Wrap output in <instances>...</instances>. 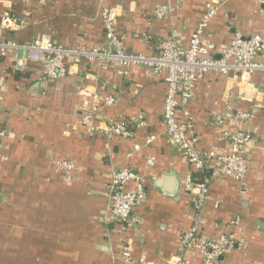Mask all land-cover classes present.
Listing matches in <instances>:
<instances>
[{
  "label": "crops",
  "instance_id": "1",
  "mask_svg": "<svg viewBox=\"0 0 264 264\" xmlns=\"http://www.w3.org/2000/svg\"><path fill=\"white\" fill-rule=\"evenodd\" d=\"M210 0H103L115 15V31L127 54L152 55L161 39L181 46L207 12ZM202 41L228 46L238 33L264 36L259 0H216ZM100 0H0V40L30 43L42 38L57 46L111 49ZM169 8L163 19L154 11ZM4 20V18H6ZM257 61H264V53ZM66 75L45 80L39 63L20 52L0 58V264H172L183 255L203 264L196 250L181 252V235L195 221L192 196L183 192L186 160L170 145L161 121L164 76L149 77L142 66L126 76L114 63L74 57ZM113 96L115 103L102 100ZM91 125L81 118L90 108ZM188 113L200 151L228 150L223 131L247 130L255 143L247 149L243 188L212 176L201 211L199 234L217 239L235 217V240L243 246L215 264H264V71L241 79L210 73L199 80L192 98L179 108ZM235 111L255 112L236 121ZM224 123L217 125L218 118ZM125 120L130 136H110L111 122ZM69 161L68 172L56 168ZM127 169L141 178L146 200L129 223L109 220L108 183L114 171ZM208 175H210L208 173ZM135 189L128 182L123 190ZM130 253L125 262L122 253Z\"/></svg>",
  "mask_w": 264,
  "mask_h": 264
},
{
  "label": "built area",
  "instance_id": "2",
  "mask_svg": "<svg viewBox=\"0 0 264 264\" xmlns=\"http://www.w3.org/2000/svg\"><path fill=\"white\" fill-rule=\"evenodd\" d=\"M44 1L41 0V2ZM100 1L103 5V0ZM259 5L264 14V0H259ZM218 8L219 4L216 0L208 2L207 12L190 35L187 46H181L173 37L161 39L157 43L156 52L149 56L124 52L122 39L115 31V15L104 5L102 18L105 25V36L111 44L110 50L65 48L53 44L46 38L26 44L0 40V58L11 57L20 52L26 61L41 64L42 76L48 81L63 78L66 75L65 61L74 57L85 58L89 61L96 60L102 65L114 63L117 66L116 72L120 76H126L132 66L144 67L149 77L164 76L166 89L161 121L169 144L177 148L187 162L189 170L182 182V189L184 193L192 196L195 213L194 224L183 232L179 246L183 254L187 250H196L202 257L203 264H215L217 259L226 252L244 245L242 240H238L237 243L235 233L232 232L234 227L237 228L241 224L239 217L231 220L228 230L217 239L201 237L199 224L201 223V211L209 197L212 176L229 179L239 187H244L248 169L246 152L256 140L247 130H236L231 133L223 131L228 150L219 154L215 150L200 151L197 147L198 138L193 134L188 121V113L183 111L182 120L178 119L177 113L184 102L192 98L197 82L210 73L223 76L234 75L245 79L256 72L264 71V61L256 60L260 54L264 53V36L243 37L236 33L230 44L220 49H217L213 43L202 41V35L208 26L209 19ZM168 10L166 6H159L155 9L154 16L157 19H163L167 16ZM102 102L105 106H112L115 98L110 95ZM95 108H90L81 118V122L90 126ZM231 116L236 121H247L254 118L255 112L235 111L231 113ZM126 123L125 120L111 122L105 131L110 136L128 138L130 134L126 130ZM223 123L224 118L219 117L217 125L221 126ZM4 133V130L0 131V137H3ZM2 160L4 158L0 153V162ZM55 166L65 172L73 168V164L65 160L56 162ZM262 168V180L264 181V166ZM208 173L210 175H206ZM200 175L202 177H197ZM128 182L135 183L133 191L123 190ZM107 188L109 220L119 224L129 223L133 210L147 197L141 178L127 169L114 171ZM122 258L125 262L130 261V253L124 251ZM172 264L189 263L180 254L174 257Z\"/></svg>",
  "mask_w": 264,
  "mask_h": 264
},
{
  "label": "trees",
  "instance_id": "3",
  "mask_svg": "<svg viewBox=\"0 0 264 264\" xmlns=\"http://www.w3.org/2000/svg\"><path fill=\"white\" fill-rule=\"evenodd\" d=\"M1 40H3V41H12V42H15V43H17L16 41H14V40H9V39H1ZM17 44H26V43H17ZM65 48H67V47H65ZM206 175H208V174H206ZM197 177H202V175H200V176H197Z\"/></svg>",
  "mask_w": 264,
  "mask_h": 264
}]
</instances>
